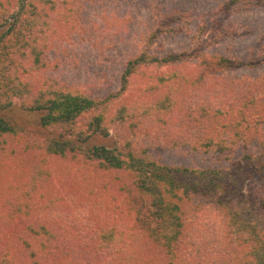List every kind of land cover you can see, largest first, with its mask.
Wrapping results in <instances>:
<instances>
[{"label": "trees", "instance_id": "obj_1", "mask_svg": "<svg viewBox=\"0 0 264 264\" xmlns=\"http://www.w3.org/2000/svg\"><path fill=\"white\" fill-rule=\"evenodd\" d=\"M93 3L0 0V264H134L132 256L135 264H264V23L243 22V43L249 46L232 56L207 49L240 38L231 21L210 34L196 28L191 56L159 55L152 47L161 32L180 33L195 19L189 7L161 6L141 45L122 65L119 90L98 95L54 77L57 57L52 58L76 41L91 47L122 34L128 15L104 13L91 22ZM216 8L228 19L241 9H264V0H219ZM210 20L205 24H214ZM258 38L259 49L250 46ZM151 68L170 70L148 73ZM239 70L259 73L240 76ZM145 71L160 102L152 105L142 97L131 115L127 102L114 107L130 79ZM15 100L27 111L43 113L42 138L1 114ZM134 123L143 141L126 143L127 151L85 145L109 135L111 125L118 130ZM56 156L131 176L135 182L125 185L127 204L136 214L141 238L136 243L146 241L145 254L135 248L134 255L126 233L112 226L74 234L38 217L44 207L26 196L39 193L49 178V159ZM14 166L29 173L30 184L15 187ZM209 210L222 221L208 232L194 228L193 214Z\"/></svg>", "mask_w": 264, "mask_h": 264}, {"label": "rangeland", "instance_id": "obj_2", "mask_svg": "<svg viewBox=\"0 0 264 264\" xmlns=\"http://www.w3.org/2000/svg\"><path fill=\"white\" fill-rule=\"evenodd\" d=\"M95 1L96 3H93L94 6L90 9V12L93 13L91 14V22L95 21L94 17L96 15L104 13H111L116 18L128 15V22L124 25L125 29L122 34L111 38L105 37L102 44H96L91 47H86L81 40L76 41L74 45L67 46V50L60 53L62 59H66L67 64L65 65L62 64L59 53L57 55L54 54L52 58L57 57L53 62L54 77H61V79H68V82L91 87L92 91L98 95L107 93L112 89L119 90L117 81L122 65L134 55L136 49L141 45L140 41L142 38L140 37L143 36L145 31L150 29L151 23H155V15L161 6L167 7L171 5L172 7L179 5L181 8L189 7L192 13L194 12L195 19L191 24V20H189L185 26L188 28H185L180 33L172 32V30L162 31L160 36L154 40L152 47V51L159 55H164L166 52H187L189 56L193 55L197 42L195 37L196 28L199 27L204 29L205 33L210 34L213 33L214 29H218L222 22L227 25L231 21L233 33L235 30L242 33L243 26L246 28L243 22L247 20L252 19L255 22L260 20V24L264 23V9H241L238 13H234L231 17L225 19V16L216 8L219 0ZM185 10L188 9L185 8ZM209 20L214 24H205ZM244 31L240 34V38L233 37L218 44L212 43L207 49L210 52L232 56L233 52L239 50L242 46H249L246 45L247 43H243L246 29ZM251 45L259 49L260 39L254 40ZM258 49H256L257 52L260 51ZM73 56L74 58H72ZM169 70L170 68H162L161 70L151 68L148 73L163 74ZM145 73L146 71L140 74L139 77L135 78L134 76L130 79L124 98L117 100L114 103V107H118L121 103L124 105V102H127L130 105L126 113L131 115L138 108L134 102L142 97L145 100L147 99V102L152 105L160 102L159 95L161 94L150 88L149 81L144 78ZM237 73L240 76H256L259 72L239 70ZM138 112H140V109H138ZM1 114L15 126L23 128L28 134L37 138L43 137V130L40 126V119L43 113L27 111L23 108L20 100H15L13 106L1 111ZM127 125L124 124L118 130H115L111 125V129L109 128L108 132L109 135L95 136L85 145L87 144L89 147L105 146L108 149L118 147L126 150L125 147L129 143L133 144L143 141L141 137L137 136L138 133L135 132V123L130 128ZM133 150L135 153V146ZM81 162L79 158L75 159L70 156L68 159L58 156L49 159V165L46 168L49 178L45 179L44 183L40 185L39 193L32 195L29 192L26 196L27 198L33 197L30 202L33 203L35 201L36 207H44L43 213L37 212L39 214L38 217H45V221L54 224L58 230L62 229L64 232L72 231L74 234L81 232L80 230L93 231L92 227L94 226L97 228L112 226L118 233H121V231L126 233L127 246L130 245L133 248L134 255L135 248L136 251H143V254H145L146 251L143 247L146 246V241L140 240L139 243H136L137 240L141 239L135 229L136 214L130 209V205L127 204L128 194L125 185H134L135 181L126 172L107 173L101 170L98 171L90 163L88 164L87 161L86 163L83 162L85 166H82ZM14 169L18 171L19 175V179L15 181V187L26 182H28L27 184L31 183L28 172L23 173L21 167L15 168L14 166ZM210 213V210L208 213L202 211L194 213L193 220L195 224L197 223L194 228L208 232L213 227V224L216 222L219 224L222 221L219 213L213 215ZM120 241L122 243V239ZM152 248H155L154 245ZM158 252L156 249L152 253L157 254ZM125 256L128 257L127 254ZM132 259L135 264V256H132Z\"/></svg>", "mask_w": 264, "mask_h": 264}]
</instances>
